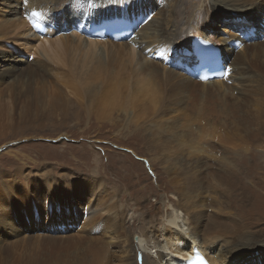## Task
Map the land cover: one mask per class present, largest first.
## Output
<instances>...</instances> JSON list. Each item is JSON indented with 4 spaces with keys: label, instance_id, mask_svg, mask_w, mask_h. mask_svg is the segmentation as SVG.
<instances>
[{
    "label": "rangeland",
    "instance_id": "374dc122",
    "mask_svg": "<svg viewBox=\"0 0 264 264\" xmlns=\"http://www.w3.org/2000/svg\"><path fill=\"white\" fill-rule=\"evenodd\" d=\"M151 1L158 8L138 6L134 0L128 4L139 16L138 28L137 20L128 19L138 38L115 55L110 68L90 72L94 90L88 95L76 77L81 67L73 64L70 49L78 48L70 40H79L90 7L104 6L106 0H79L74 14L79 27L69 23L73 18L65 14L68 10L58 12L55 19L45 16L40 23L26 16V10H33L29 1L6 0L4 6L0 0V56L20 62L17 71L0 80V264H51L65 253L66 263L79 264V257L71 258L72 244L92 245L95 239L98 245L109 243L116 258L122 254L114 252L113 236L92 232L99 220L96 215L77 220L65 232L44 227L46 202L63 204L65 197L76 198L79 183L94 187L103 182L114 190L119 210L126 211L125 225L137 228V241L145 218L157 232L171 227L197 233L189 236L202 248L205 239L215 235L219 243L239 242L234 236L239 231L247 233L243 242L252 245L249 250L264 244V0L246 17L250 23L244 28L222 25L205 15L201 31L217 42L199 36L219 47L226 63L219 41L244 39L232 42L240 67L230 70L224 83L207 86L192 78V85L186 86L185 72L163 84L141 70L143 61L155 64L148 71L167 63L164 47L158 44L163 40H144L139 29L165 16L163 27L175 28L167 21L173 3L169 7L170 0ZM47 9L54 11L51 1ZM41 30L44 34L38 35ZM139 41L150 46L142 59L135 55ZM191 53L189 48L176 53L180 69ZM47 181L58 183V197L55 192L43 193ZM70 185L72 191H63ZM85 207L87 211L89 206ZM176 214L181 216L180 227L170 224ZM27 218L43 226L28 227ZM50 236L68 250L57 251ZM167 248L165 254L176 255L174 246ZM259 253H252L254 264L264 262ZM243 254L239 251L237 257ZM50 256L53 261L47 260Z\"/></svg>",
    "mask_w": 264,
    "mask_h": 264
},
{
    "label": "bare ground",
    "instance_id": "6f19581e",
    "mask_svg": "<svg viewBox=\"0 0 264 264\" xmlns=\"http://www.w3.org/2000/svg\"><path fill=\"white\" fill-rule=\"evenodd\" d=\"M26 1H29L33 9V10L25 11V14L26 16H28V18L39 20V22L42 23V20L45 18V16H48V19L50 18L55 19L58 12L64 13V11L68 10L65 14L68 17L73 18L72 21L69 23L77 27L80 26V24L78 25L77 20H74L75 11H79V7H78L79 0H26ZM50 1L54 6V11H50L49 9H47L48 3L50 4ZM70 1L74 2L76 5L70 8L69 6L71 4L68 5ZM131 1L133 0H106L104 6L99 5L100 7H90L88 12H87L88 10L87 8L86 15H88V18L81 23L80 27L83 28V31H81L82 34L79 35L78 37L79 40L76 42V38L74 37L70 40V42L73 43L72 45L78 48V49L74 48L77 49L76 51L70 49L72 58L74 59L73 64L74 65L78 64L81 67V70L79 72L76 71L77 73L76 77L79 79L78 81L81 82L82 85L83 84L85 85L86 87L85 89L87 90L86 94L88 95H91L92 94L91 91L94 90V86H93L94 83L90 81L91 80L90 72L95 69H96L95 71H97L98 69L101 68L104 69L110 68L112 62L114 61L115 55L120 51L126 49L127 46L129 45L132 46L134 40L138 38L137 36L138 34L136 35V31L132 36L130 35L131 33H129V31L132 30L131 25H125L120 30L121 32L124 30V32H122L123 36L128 35L127 37L129 38L125 40L126 42L124 40H113L110 36L102 37L99 34L90 33L91 26L93 23L99 26L103 20H107L115 16L122 17L125 19H135V21L137 20V23L135 22L136 27L139 26L141 24L139 22L140 21L139 16L135 13V11H129L128 9V4L131 3ZM258 1L259 0H214L212 3L211 0V4L208 5V3H206L204 0H198L197 3L196 1L193 0H170L169 7L172 3L173 6L170 9L171 12L167 15V21H169L168 25L175 27L174 29L170 30L171 28L167 29L166 26L163 27V23L165 25L166 16L164 17L163 21L152 20L151 22H149V24L143 25L141 27L142 30L139 29L141 32L143 31L142 34L144 40H148V41L151 40L152 42H159L163 40L162 43L159 42L158 44H161L162 47H164L163 48L164 50H162L164 51L163 58L166 61L167 65L166 66L161 65L160 68H154L153 71L151 70L148 71L150 67L155 64H148V65L143 64L146 61L142 60L143 63L141 66V70L145 71L149 76H151L155 80L160 79L163 84L169 81H174L176 79L175 76L178 77L179 76L178 74L180 72L181 73L185 72L184 73L185 77L183 76L184 77L183 83H185L186 81L185 83L187 84L186 86H189L193 82V80L205 86L211 85L213 83H218V84L224 83V81L226 79L228 80V78L230 77V70L232 72L240 67L237 65V61H238L237 59L239 54L238 51L234 48L232 42L235 41L237 42L241 40L244 41V39L224 38L223 41H219L221 42L220 44L222 45L226 53L228 76L226 77L225 80L215 79L217 81L206 82L195 78L192 74L187 73L183 67L186 64H194L195 62L194 57L189 56L186 60V64H184L181 67L182 69H180L179 65L181 61H178V58L177 60L175 59L176 53L177 55H179L184 53L186 48L192 49V42L196 36L201 35L205 37V35H207L201 31L202 25L204 23V19H206L205 15H207V19L211 17L212 21L213 20L219 21L220 22L219 24L225 25L227 23H231L232 25H234L233 26L234 28L240 26L241 28H244L245 25L248 24L249 22V20L246 19V17L253 15L252 13L255 12V10H258L259 8L257 4ZM2 3L4 5L6 3V0H2ZM46 3L47 5H45ZM134 3H137L138 6L141 4H145L146 5L145 7L157 6L151 0H134ZM247 4H252V5L248 7ZM159 11L161 12L162 15L163 9L162 11L161 10ZM2 13L3 11H0V16ZM1 21H2V17H0V22ZM58 25H63V23ZM255 25L261 27L260 25H258V23L257 24L255 23ZM37 34L43 35L44 32L41 30L38 31ZM77 36L78 34L76 35V37ZM205 38L217 42L208 35ZM37 39L38 38H36V40ZM251 40L253 39L251 38ZM252 45H256V41L251 44L250 42L249 43L247 42L246 47L248 46L251 47ZM149 47L150 46L147 42L140 43L139 41L137 47L138 53H136L135 51V55H137L139 59H142V56L143 55L145 56L146 53L149 52L148 49ZM131 51H133V49H130L128 52ZM142 51L145 52L142 53ZM18 63H20L18 59L12 58L7 54L0 56V80H3V78L8 76L9 73L17 71L18 68L16 66ZM40 64H39L40 68L43 69L45 67V63L41 62ZM168 65L171 66L169 67ZM161 68L163 73H159ZM201 68L206 69L209 68V66L206 63L201 62ZM155 70H157V72H155ZM27 71H33V69H28L26 70V72ZM238 78L239 79L243 78L242 73L238 74ZM166 79H168V81H166ZM41 176L43 178V175ZM47 183H46L47 188L43 193L47 194L49 192H55V196L58 197L60 194L59 191H61L58 188V183H53L52 181H47ZM76 187H78V191L80 193V195L77 194L78 196L76 198L72 197L71 199H69L65 197L64 199L65 203L63 204H58L57 202L54 201L46 202L48 211L47 213L45 212V215L43 216L45 218V221H43L44 227H48V229L53 233L56 231L65 232L70 228L74 227L73 223L76 222L77 220L88 221L93 216L96 215V217H99V220H97L96 223H94V225L92 226L93 228L92 232L98 233L100 235L104 231H106L107 235L110 234L111 236H113L114 239H116L115 240L116 242L113 243V246H115L116 248V249L114 248V252L119 250L122 253L121 255H119L118 253L116 258V256L111 254L112 251L110 249V244L104 242L103 245H98L96 244L97 239H95L96 243H92V245L88 244L86 246H82L80 244H72L73 250L72 249L71 250L73 251V254H71V258L75 256L79 257L81 260V261L78 260L79 264H111L112 262H115V264L116 263L186 264L185 262L186 258L188 256L192 257L191 253H192L193 245L197 244L201 246L200 243H198L194 238L198 236L197 233L191 234L184 230L179 231L178 228L174 230L171 227L169 228L164 227L161 231L158 230L157 232L155 230V227L153 226V222L150 221L145 222V218L141 219L143 223L141 222L142 223L140 225L141 228H139V238H138L139 241L134 240V233L137 228L133 230L131 226L125 225L122 216H124V218L126 217L124 215L126 211L122 213L121 209L119 210L120 204L117 202L118 200L114 199V195H115L114 190L112 191L108 186L103 185V182L99 183L97 186L94 187L79 183L77 184ZM71 188L72 185H70L68 188L63 187V191L64 190L72 191ZM86 205L89 206V209L87 211H85ZM121 208H124V205H121ZM7 210H9V208H6L5 210L3 209L2 211H7ZM18 215L19 214L14 212L13 216L14 218L17 219ZM173 219L174 220H172L170 224L177 225V222L181 219V216L179 214H176L173 217ZM25 222L28 224L27 226L28 227L31 226V228H33L34 225L38 227L43 226V224L40 223L41 221L30 223L29 218H27ZM144 223H148L149 225L148 226L144 225ZM178 226L180 227V225H177V227ZM189 234L193 235L194 237H190ZM234 236L241 240L239 242H234L233 240L230 242L219 243L217 241L218 238L217 235L213 237L210 236L211 238L208 237L205 239L206 243L203 246L204 250L202 252L206 254L210 264H254L253 261H251L252 253L259 251L260 255L261 254L264 255V247H263L264 244H259L258 246H256V249L249 250V248H251L252 245L249 246V243H244L245 241L243 242V237L247 236V233H245L244 231L236 232ZM52 237L53 236L49 237V242L57 246V251H61V249L68 250L65 246L61 245V243H59L58 240L50 239ZM229 240H231V238ZM70 245L71 244H69L68 246ZM167 245H169L170 247L173 246L175 247L177 252L176 255L169 256L167 253L165 254V252H167L168 249ZM211 247H213L215 251H212ZM239 251L244 252V254L241 257H237ZM66 255L67 253H65V255L61 256L59 259L55 260L51 264H68L64 261V256L66 257ZM52 259L53 258H51L50 256V259L47 260L53 261ZM260 264H264V262H260Z\"/></svg>",
    "mask_w": 264,
    "mask_h": 264
},
{
    "label": "water",
    "instance_id": "95a60500",
    "mask_svg": "<svg viewBox=\"0 0 264 264\" xmlns=\"http://www.w3.org/2000/svg\"><path fill=\"white\" fill-rule=\"evenodd\" d=\"M108 23H104V25H107ZM135 240H137V237H135Z\"/></svg>",
    "mask_w": 264,
    "mask_h": 264
}]
</instances>
